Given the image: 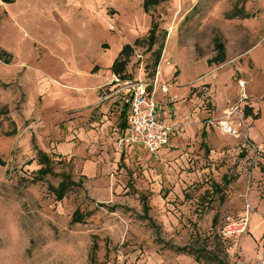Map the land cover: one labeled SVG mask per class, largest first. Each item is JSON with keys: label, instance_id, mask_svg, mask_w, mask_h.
I'll return each instance as SVG.
<instances>
[{"label": "rangeland", "instance_id": "374dc122", "mask_svg": "<svg viewBox=\"0 0 264 264\" xmlns=\"http://www.w3.org/2000/svg\"><path fill=\"white\" fill-rule=\"evenodd\" d=\"M155 2L0 0V49L8 53L0 59V264H218L211 252L226 264H260L264 0ZM215 36L227 59L208 65ZM127 50L125 76L150 84L159 73V84L186 89L176 103L182 132L193 124V137L166 161L144 152L119 161L112 113L110 124L89 125L91 107L83 103L97 100ZM230 106L244 121L250 116V136L263 141L243 158L239 141L210 130L205 156L201 127ZM225 173L241 179L224 191V204L207 206L200 197ZM246 204L260 230L253 222L252 230L224 238L222 228L239 221ZM77 210L84 220L71 223Z\"/></svg>", "mask_w": 264, "mask_h": 264}, {"label": "crops", "instance_id": "0c3cea01", "mask_svg": "<svg viewBox=\"0 0 264 264\" xmlns=\"http://www.w3.org/2000/svg\"><path fill=\"white\" fill-rule=\"evenodd\" d=\"M113 74L120 76V74H117V73H113ZM152 78H153V76H152ZM105 86L108 87L107 90L106 91L104 90L106 88L105 87L102 90V93H100L98 91L99 97L97 98L96 101H94L93 103H89L88 105L86 102H84L83 106L84 107H86V106L91 107V111L89 112V115H88L89 121L91 122V124H89L90 126L94 125L96 127H102V126L107 125L108 123L110 124V121L107 120V116L108 115L111 116L112 114L115 115L114 122L116 121V124L114 125V127H115L114 128V131H115L114 135L116 137L114 139L117 141L124 132V124H125V119H126V115H127V112L124 113L125 107H124V103L122 100L123 93L119 91V86L117 84H110V81H108ZM99 89H101V88H99ZM185 90L186 89H184V88H181V90L176 89V88L175 89L169 88V92L166 95L162 94L161 91L159 90V88H157L155 90V95H156L155 99L157 102V110H158L160 119L162 120V122L165 125L176 126L178 124H181L182 121L179 120V112L183 108H180L179 103H176V102L178 101L179 95L185 96V92H186ZM102 94L105 96L104 99L101 98ZM173 96H176L177 98L175 100H172ZM104 103H107L106 105L109 106L108 112H101L100 111L104 107V106H102ZM247 114H248V112H247ZM208 118H212V117H207V119ZM215 118L217 119V118H221V117H215ZM254 118H256V115H254ZM249 119H250V116H247L246 120L248 121ZM246 120H245L246 126L248 127V135H247L248 136V142L244 139V137L236 139L235 137H233L231 135L225 134L220 129L212 128V127H209L208 125H202L200 133H199V140H200V147L203 148L205 156H208L210 153V149L208 146V132L211 130L212 132H215L221 138H224V139L230 138L236 142L239 141L238 142L239 144H237V146L239 148L240 156L243 158L248 157L252 152V150L250 149L251 143L259 145L261 143V141H263V138L258 140V139H254L252 136H250V133H249L251 130V128H249L250 123L247 122ZM191 137H193V124H190L186 128H184L183 132L175 133V134L171 135L168 145L163 147L162 149H160L156 155H149L148 154V156L152 159H155V160L160 159V160L166 161V159H168V158L170 159L171 157L175 156V154L179 153L180 150H178V149H180L183 146V143L188 141ZM115 149L117 151V156L119 158V161L120 160L123 161L124 158H126L128 156H139L142 154V152L147 153L144 149H142L139 146H130L127 144L120 146V147H117V145L115 143ZM131 153H133V154H131ZM262 168L263 167L260 166L258 168L257 172L255 170H253V174L257 175L259 171H262ZM263 172H264V170H263ZM224 179H225V181H228V184L226 186H224ZM240 179H241V176H239L238 174H229V173L223 174L222 179H221V183H219V184H221V186H223L222 196H220L219 193L213 192L211 190V188L209 187V189H206V191L200 197L201 200L202 201L204 200V202L207 204V206L208 205L210 206L212 203H214L216 201L220 205L224 204V202L226 200L224 191H226V189L228 187H230L232 184L239 181ZM251 194H252V196L250 195V197H252V200H255L254 199L255 198V195H254L255 192L253 191V192H251ZM147 205H148V202H147ZM261 206L264 207V204L261 203ZM148 211H149V205H148ZM215 222H216V219L214 217L213 223H215ZM253 222H257L258 231L260 230V219H259V217L257 216V214H251L250 213L249 218H248V226H247L246 231L252 230L251 225H253Z\"/></svg>", "mask_w": 264, "mask_h": 264}, {"label": "built area", "instance_id": "2783aa9c", "mask_svg": "<svg viewBox=\"0 0 264 264\" xmlns=\"http://www.w3.org/2000/svg\"><path fill=\"white\" fill-rule=\"evenodd\" d=\"M158 74L150 84L141 80H125L118 75H112L110 84L119 86V91L123 93V103L127 106L126 129L117 141L119 147L125 144L139 146L149 155H156L160 149L168 145L171 135L182 132L180 124L168 126L160 119L155 90L159 88L161 93L166 95L169 89L165 83H158ZM176 98L173 96L172 100ZM205 122L209 127L220 129L236 139L244 137L248 142V130L238 106L228 107L220 119L209 118ZM250 213V205L246 204L244 216L237 222L227 221L222 228V236L224 238L238 237L245 233ZM260 264H264V257L260 260Z\"/></svg>", "mask_w": 264, "mask_h": 264}, {"label": "trees", "instance_id": "16d2710c", "mask_svg": "<svg viewBox=\"0 0 264 264\" xmlns=\"http://www.w3.org/2000/svg\"><path fill=\"white\" fill-rule=\"evenodd\" d=\"M162 0H156L155 3H160ZM150 3H148L149 5ZM241 12V11H240ZM244 18L246 17V15H242L240 17L239 14H236L234 15L232 18ZM158 29V26L157 25H154L152 30H151V34L148 38V40H146V46H147V50L151 51L152 48L154 47V45L156 44V30ZM162 49H163V46L160 45L156 50L152 51V67H153V77H154V73H155V70L160 62V59H161V54H162ZM213 49H214V55L213 57H211L210 59L207 60V64L208 65H219V64H222L224 62H226V49H225V46H224V43L222 42L221 38L219 36H215L213 38ZM127 54L124 53L121 55V62L120 61H116L114 66H113V72L114 73H117V74H120V77L122 79H130L131 77L130 76H125L124 75V65H123V62H125L126 60L129 59V56L131 55V51L127 50ZM6 56H8V53H6L4 50L0 49V59H4ZM7 62V60L5 61ZM124 107H125V110H124V113L127 112V106L124 104ZM126 129V119H125V124H124V131ZM0 163H3V161L1 160L0 158ZM36 179H33L32 182H35ZM228 184V181H225L224 179V186H226ZM69 186L66 185V186H62L61 187V190L65 193L67 190H68ZM210 188L213 192L215 193H219L220 196H222V189H223V186H221V184L219 183H216V182H212L211 185H210ZM140 201H141V205H142V209H143V212L145 213V215L147 214L148 212V205H147V200H146V197L145 196H141L140 197ZM84 218H83V215L77 210L73 213V217H72V220H71V223H75V222H83ZM220 243L218 242V247L220 246L219 245ZM219 249V248H218ZM97 250V244L93 243V250H92V254L94 252H96ZM194 251L192 250H189L188 251V254H193L194 255ZM210 257L212 258V261H217L218 264H226V260L223 259V260H220L219 259V256L217 254H215L214 252H211V254H209ZM225 257H226V253H225ZM195 260L197 262H199V259L198 257H195ZM126 264V263H124Z\"/></svg>", "mask_w": 264, "mask_h": 264}]
</instances>
